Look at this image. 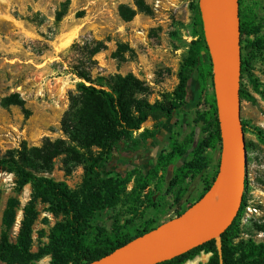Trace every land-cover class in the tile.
Wrapping results in <instances>:
<instances>
[{
  "label": "rangeland",
  "instance_id": "1",
  "mask_svg": "<svg viewBox=\"0 0 264 264\" xmlns=\"http://www.w3.org/2000/svg\"><path fill=\"white\" fill-rule=\"evenodd\" d=\"M65 1L0 0V100L17 93L29 112L25 117L19 107L0 106V157L22 143L28 147H40L46 138L52 141L66 140L60 129V121L68 109V94L74 92L80 82L73 74L74 69L88 71L93 79L132 74L147 88L142 99L150 104L168 103L172 99L178 84L179 66L193 39L189 8L191 0H142L149 7V14L136 11L129 22L120 18L119 6L136 9L137 0H68L65 13L57 21L56 15ZM199 1L196 0L198 7ZM239 1L242 14L253 13L258 23H264V0ZM93 41L103 42L105 48L91 57ZM119 45H125L131 52H125L123 58L115 57ZM253 67L254 77L264 86V53L253 60ZM241 82L242 88L252 93L245 76H242ZM254 96L257 106L241 100V121L264 133V101ZM198 101V84L193 77L184 104L163 128L158 141L148 148L141 144L143 150L133 157L123 151L118 160L119 168L123 171L143 170L155 162L158 150L168 151L170 141L177 139L182 142L190 134L194 135V147L205 137L201 126L194 123L196 112L203 110L198 106ZM151 127L152 122H147L140 131ZM137 137L138 134L133 135V138ZM245 141L248 156L245 206L239 218L237 240L252 239L256 243H264V232L256 230L258 226H264V143L251 130L245 132ZM124 146L126 148L128 144ZM190 152L174 167L188 161ZM98 153L96 149L92 151L93 156ZM205 156L207 170L185 182L184 196L178 205H173V195L164 192L174 169L171 167L161 195L151 197L154 207L146 209L148 203L144 194L140 198L142 203H137L135 208L129 207L125 198L113 209L96 213L91 226L110 233L113 225H118L122 232L133 235L146 223L155 228L166 223L199 199L206 186L205 181H211L214 175L217 177L220 151L206 150ZM62 160L63 156L55 159L53 169L47 176L56 182H64L71 191L80 188L88 162L70 166V172L66 174ZM30 195V186L16 193L13 175L0 170V232L7 200L15 197L24 206ZM37 211L33 251L41 243L47 242L45 238L39 239V232L47 234L54 223L61 220L60 216L51 215L46 205L38 204ZM21 217L19 212L12 229L13 237L18 231ZM43 219L47 220V224ZM208 258L209 255L201 253L186 264L204 263ZM49 260V257H44L36 264H48Z\"/></svg>",
  "mask_w": 264,
  "mask_h": 264
},
{
  "label": "trees",
  "instance_id": "2",
  "mask_svg": "<svg viewBox=\"0 0 264 264\" xmlns=\"http://www.w3.org/2000/svg\"><path fill=\"white\" fill-rule=\"evenodd\" d=\"M67 6L68 0L61 4L62 10L56 15L57 21L65 13ZM135 7L136 9L119 6L120 18L129 22L136 15V11L149 14V7L142 0H137ZM189 8L192 13L193 39L179 66L178 84L170 102L150 104L142 99L141 96L147 92V88L132 74L93 79L88 71L74 69L73 74L80 82L75 91L68 94V109L60 121V129L66 140L52 141L46 138L40 147H28L22 143L17 149L7 151L0 157V170L13 175L15 192H22L26 186L31 189L30 199L24 206H21L15 197L6 202L1 217L0 264H36L44 257L50 258L48 264H86L102 258L155 230L156 226L146 223L142 229L129 235L122 232L120 226L113 225L108 233L104 229L91 226L96 213L113 209L125 198L129 207L135 208L137 203H142L140 198L143 194L148 203L146 209L154 207L152 195H161L168 170L190 150V159L174 167L164 191L174 196V206L178 205L184 196L185 182L207 170L206 150L220 151L217 101L212 61L196 0H191ZM239 19L241 79L245 76L252 88V93L243 89L241 82L240 98L257 106L254 95L264 101V86L254 77L253 60L264 53V23H258L253 13L246 15L239 11ZM92 44L91 57L105 48L104 43L100 41H93ZM127 51L130 50L125 45H119L114 56L123 58ZM193 77L198 84V106L203 107L202 111L196 112L194 123L201 126L205 137L194 147L193 134L188 135L182 142L173 139L169 142V150H158L155 162L145 169L121 170L118 160L123 151L127 152V156L133 157L143 150L141 144L148 148L158 141L163 128L174 119L176 112L184 104ZM0 106H16L21 108L25 117L29 115L24 100L17 93L2 98ZM147 122H152V127L140 131ZM242 127L244 133L251 130L258 140L264 143V133L260 129H252L244 122ZM134 134H138L137 139L133 138ZM125 144H128L126 148ZM94 149L99 151L97 156L92 154ZM60 156H63L62 164L66 174L70 172V166L88 162L80 188L71 191L64 182H56L47 176L53 169L55 159ZM214 178L215 175L211 181H205L206 186L199 199L208 192ZM197 201L169 220L180 217ZM38 204L46 205L47 211L54 217L60 216L61 220L55 222L47 234L39 232V239L45 238L47 242L41 243L37 250L33 251ZM244 206L243 196L237 217L221 234L220 251L215 241L211 240L160 264H186L201 253L209 255V258L206 262L198 264H264V243H256L252 239L237 240L239 218ZM19 212L22 217L18 231L13 237L12 229ZM43 222L47 224L46 219H43ZM256 230L264 232V226H258Z\"/></svg>",
  "mask_w": 264,
  "mask_h": 264
},
{
  "label": "water",
  "instance_id": "3",
  "mask_svg": "<svg viewBox=\"0 0 264 264\" xmlns=\"http://www.w3.org/2000/svg\"><path fill=\"white\" fill-rule=\"evenodd\" d=\"M221 1L222 12L218 23L211 22L209 12L203 7L204 0L199 1L204 36L212 61L214 91L217 84L215 52L216 44H218L221 53L220 80L226 101V105L220 108L215 95L220 135L219 173L205 195L213 191L218 178L224 172L230 178V194L209 219L190 232L180 243L161 250L144 248L134 244L139 237L106 256L86 264H160L179 257L211 240L215 241L220 251L221 234L231 226L242 205L248 166L245 133L241 121L240 89L242 79L239 2L238 0ZM215 191H217V187Z\"/></svg>",
  "mask_w": 264,
  "mask_h": 264
},
{
  "label": "bare ground",
  "instance_id": "4",
  "mask_svg": "<svg viewBox=\"0 0 264 264\" xmlns=\"http://www.w3.org/2000/svg\"><path fill=\"white\" fill-rule=\"evenodd\" d=\"M203 7L209 12L212 23H218L222 12L221 0H204ZM215 70L217 73V84L215 93L218 106L220 108L226 105L223 96L220 71H221V53L218 44L215 52ZM230 178L224 172L218 178L213 191L188 208L180 217L167 221L159 226L155 231L150 232L137 239L134 244L138 247L163 249L165 247L180 243L190 232L202 225L209 219L227 199L230 194ZM217 187V191L216 190Z\"/></svg>",
  "mask_w": 264,
  "mask_h": 264
}]
</instances>
